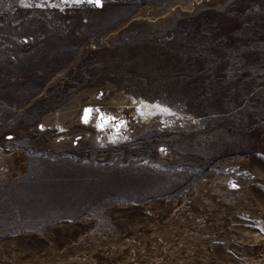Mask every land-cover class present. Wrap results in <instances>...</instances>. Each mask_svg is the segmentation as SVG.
Instances as JSON below:
<instances>
[{"label": "rangeland", "instance_id": "rangeland-1", "mask_svg": "<svg viewBox=\"0 0 264 264\" xmlns=\"http://www.w3.org/2000/svg\"><path fill=\"white\" fill-rule=\"evenodd\" d=\"M195 1L0 0V264L264 259L237 192L264 193L238 161L264 157V0ZM89 102L121 137L75 118Z\"/></svg>", "mask_w": 264, "mask_h": 264}, {"label": "bare ground", "instance_id": "bare-ground-1", "mask_svg": "<svg viewBox=\"0 0 264 264\" xmlns=\"http://www.w3.org/2000/svg\"><path fill=\"white\" fill-rule=\"evenodd\" d=\"M229 1L230 0H197L194 3H192L191 7L208 6V7L220 8V7H223ZM118 100H120V99H118ZM125 100L127 102H124V103L130 104L133 107V110L134 109L136 110V116L137 115L138 116H142L143 117L142 119L144 120V122H145V120L148 121V119L152 115H154V114H158V113H166V114H168V113H171L172 112V110L170 108H168L165 105H162V104H160V103H158L156 101L155 102H152V101L145 100L143 98H134V97H128ZM114 104H115V102H114ZM79 106H80L79 107V110L77 111V115L75 116V118L77 117L78 121H80L82 123H85V124H88L89 126L95 128L96 130H101V131H103L104 129H107V128H110L111 127L110 128V129H112L111 134L106 136V138L108 139V141L110 139H114L115 136H118V137H121L122 136L121 135L122 134L121 132H116L117 130H121V127H123L125 125L123 119H121V118H123V116L120 117V113H122V112H120V113L119 112H117V113L114 112L115 113L114 114V113L110 112L108 109L105 110L106 108L105 109L99 108L97 106L96 102H89L87 105L82 104V105H79ZM116 106H117V104H116ZM120 107L121 106L118 105V108H120ZM86 109L91 110V112L88 114L87 122H85V110ZM119 110L120 109H118V111ZM136 116L134 117L135 120H139V119H137ZM101 117H103L104 119L101 120ZM109 117H111L112 119L111 120H108ZM61 118H63V117H61ZM71 118H72V116H71ZM70 122H71V119H70ZM150 122H151V120H150ZM56 123L58 124V121ZM145 123H147V122H145ZM165 123L167 124L168 121L165 122ZM58 125L59 126H62L60 124H58ZM124 128H125V126H124ZM98 132L100 133V131H98ZM125 138H126V136H125ZM112 143H114V142H112ZM238 161L243 164V168L245 170H247L249 173L254 174L255 176H257V175H259V176L264 175V157H262V156H260L258 154H250V155H246V156L242 157ZM20 167H21V164H20ZM259 176H257V177H259ZM258 187L259 186H256V185L247 186V187H244V188H240L237 192L241 196L247 197L249 200H252V202L254 204H256V206L261 207L264 210V193L262 191L258 190ZM219 192H220L219 190H216L215 194H218ZM163 202L164 201H159L157 203H163ZM200 210H201L202 213H205V212H207L208 207L203 204V205H201ZM242 220H240V221L243 222L242 224H244L245 221H242ZM255 223H257L260 227H262L264 229V219H262V218L261 219H258V220L256 219V222ZM260 241H263V240H260ZM252 245L253 244H251L250 246H252ZM170 250H172V249H170ZM170 250H168V255H172V253H173ZM206 254L209 255V256H211L212 255V250L211 249H208V253L206 252ZM111 255H112L111 252L110 253L102 252L98 256L95 257L94 262H95V264H113L114 263V259H113V257ZM233 260H235V261H231L230 262L231 264H242V262H243L241 259L236 258V257ZM115 262H117V260ZM163 262L164 261H161L160 260V261L157 262V264H163ZM254 263H255L254 260L251 259V258L249 259V262H243V264H254ZM260 264H264V259L263 260H260Z\"/></svg>", "mask_w": 264, "mask_h": 264}, {"label": "snow or ice", "instance_id": "snow-or-ice-1", "mask_svg": "<svg viewBox=\"0 0 264 264\" xmlns=\"http://www.w3.org/2000/svg\"><path fill=\"white\" fill-rule=\"evenodd\" d=\"M74 2L76 3H80L83 2V0H74ZM88 3H94L97 7L100 6V0H87ZM91 112V110L86 109L85 110V122H87V118H88V114ZM104 118L101 117V120H103ZM112 118L109 117L108 120H111Z\"/></svg>", "mask_w": 264, "mask_h": 264}]
</instances>
